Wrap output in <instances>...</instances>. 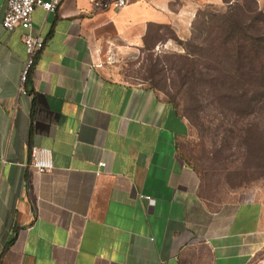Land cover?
Returning <instances> with one entry per match:
<instances>
[{
	"label": "crops",
	"instance_id": "0c3cea01",
	"mask_svg": "<svg viewBox=\"0 0 264 264\" xmlns=\"http://www.w3.org/2000/svg\"><path fill=\"white\" fill-rule=\"evenodd\" d=\"M7 2L0 0V264H249L264 245V203L208 204L182 155L188 120L157 89L110 78L96 64L109 44L141 46L154 27L174 28L173 1L36 7L31 32L44 47L26 94L18 90L23 30L3 26ZM34 145L51 150V171L31 165Z\"/></svg>",
	"mask_w": 264,
	"mask_h": 264
},
{
	"label": "rangeland",
	"instance_id": "374dc122",
	"mask_svg": "<svg viewBox=\"0 0 264 264\" xmlns=\"http://www.w3.org/2000/svg\"><path fill=\"white\" fill-rule=\"evenodd\" d=\"M172 1L175 29L154 27L141 46L109 44L96 55V64L110 78L157 89L188 120L182 155L197 172L208 204L249 198L264 203V109L244 110L240 84L205 70L196 53L206 45L200 25L243 0ZM256 5L264 11V0ZM194 61L198 81L191 82L185 66ZM249 264H264V245Z\"/></svg>",
	"mask_w": 264,
	"mask_h": 264
},
{
	"label": "trees",
	"instance_id": "16d2710c",
	"mask_svg": "<svg viewBox=\"0 0 264 264\" xmlns=\"http://www.w3.org/2000/svg\"><path fill=\"white\" fill-rule=\"evenodd\" d=\"M247 1H237L234 5H230L226 12L218 15V19H214V16L200 25L198 33L199 35L205 33L201 42L204 41L206 45L199 47L196 53L200 65L205 70H211L215 74H225L228 81L240 84L242 92L238 102L244 110L262 111L264 109V11L258 9L256 0H253L251 5L247 4ZM164 26L169 25L157 27ZM197 67L195 61L192 65L185 66L186 75H189L191 82L198 81Z\"/></svg>",
	"mask_w": 264,
	"mask_h": 264
},
{
	"label": "built area",
	"instance_id": "2783aa9c",
	"mask_svg": "<svg viewBox=\"0 0 264 264\" xmlns=\"http://www.w3.org/2000/svg\"><path fill=\"white\" fill-rule=\"evenodd\" d=\"M131 1L133 0H113L112 4L116 9H121ZM61 3L62 0H8L7 2L3 26L8 30L21 28L23 41L26 45V54L18 84V90L22 93L29 92L27 84L35 65L36 56L44 47V43L31 32L32 14L36 7H42L46 11H54ZM30 162L38 173L49 172L54 167L51 150L41 146L34 145L30 148ZM104 165V162H100L99 169ZM140 198L148 200L149 204L155 203L152 196L141 194Z\"/></svg>",
	"mask_w": 264,
	"mask_h": 264
}]
</instances>
